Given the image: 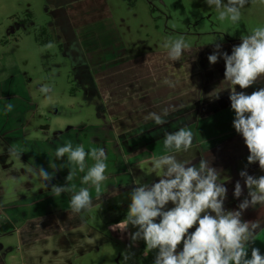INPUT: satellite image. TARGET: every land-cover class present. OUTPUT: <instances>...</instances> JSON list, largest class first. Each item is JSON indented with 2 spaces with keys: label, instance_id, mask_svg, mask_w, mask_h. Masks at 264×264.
I'll list each match as a JSON object with an SVG mask.
<instances>
[{
  "label": "rangeland",
  "instance_id": "obj_1",
  "mask_svg": "<svg viewBox=\"0 0 264 264\" xmlns=\"http://www.w3.org/2000/svg\"><path fill=\"white\" fill-rule=\"evenodd\" d=\"M159 1L149 3L147 0H134L130 4L126 0H111L112 20L107 24L110 28L109 34L111 36L119 32L129 56L140 54L146 56L149 53L167 54V50L163 47L164 42L181 36L190 45L183 56L192 54V57H196L204 49L215 51L212 47L221 42L225 46L223 49L220 48V52L223 53L239 45L241 35L250 34L256 27H264V0L250 2V11H247L245 7L241 9L242 15L238 24L219 21L215 7H209L202 0ZM49 4V0H0V132L13 138V141L20 140L24 147L22 140L43 141L42 150L38 149L40 146L37 147L39 154L46 152L45 142L47 148H51L48 152L53 155L58 146L71 141L74 147L83 144L86 151L89 147H96L103 148L109 157L115 153L117 157L114 159L121 163L124 160V154L128 153V139L129 149L135 150L134 155L129 158L130 168H134L135 173L139 171L141 174V176H135V181L147 184L158 182L159 177L152 173L151 159L153 156L165 153L162 140L147 139V134L153 136V130L155 131L152 121L148 118L149 113L154 111H149L145 106H137L135 109L125 108L123 114L116 112L117 116L124 115V117L115 119L116 121L111 124L108 113L100 110L105 107L101 94L87 93L85 88L90 90L91 85L88 82H84V86L80 85V81L75 78L72 60L61 53L57 43L51 42L53 47L49 48L47 47L49 43L42 42L46 39L39 37L41 28H46V24L51 20V12H48ZM163 4L165 6H161ZM30 17H32V23L29 20ZM18 19L25 20L27 25H23V28L15 26ZM138 57L131 60H136ZM117 59L120 60L121 57ZM131 69L133 68L128 67L127 70L131 71ZM224 72L225 62L208 65L194 64L190 68L187 66L181 71V76L171 74L175 76V79L170 76V73L169 77L164 79L156 78V76L148 77V74L144 73V78L133 80V76L129 73L123 75V73L115 72L113 84L124 92L120 93L121 96L114 95L110 100L113 104L129 102L150 94L151 99L154 96L157 97L156 102L161 110L167 108L169 114L172 109L169 104L174 102L172 100L181 106L197 99L196 94L202 81L201 88L204 89L203 93L206 95L230 89L231 85L224 81ZM164 73L166 71L162 70L158 77ZM165 79L173 82L174 87L165 84ZM206 79L210 81L206 82ZM43 85H48L52 89L47 96L39 91ZM254 86L257 90L264 87V78H261ZM170 88L177 92L173 94L163 92ZM236 88L240 89L239 86ZM249 89L242 90L248 92ZM9 93L20 95L13 101L4 100L3 96L6 95L7 98ZM135 102L133 101L137 104ZM9 103L14 106L13 110L5 114V105ZM234 117L233 110L231 113L226 110L207 118L204 124L200 123L201 126L211 125L215 121L223 123L207 130L202 127L200 129V125L197 126L198 129L191 128L194 136L198 137L194 139L193 147L188 152L176 153L179 160L196 165L199 164L202 154L211 160L212 166L220 171L221 180L227 188L226 205L229 204L230 198L240 203L247 196L244 179L239 175L241 170H247L248 174L254 177L264 175V170L260 169L258 162L248 164L249 151L244 139L235 131L233 123L230 124L227 121L229 118L234 120ZM110 124L112 130L117 131L115 135L119 142L120 152L114 149L112 151L110 142L103 139L101 128ZM143 124L150 126L148 127L150 132H137L143 128ZM139 137L147 140L142 141ZM6 142L9 143V139ZM133 142H135L134 146H132ZM8 145L11 146L10 143ZM136 145L141 146L136 148ZM6 149L8 146L0 143V197H3L0 203V222L2 223L5 222L7 214L14 211V209L5 210V205L14 203L23 196H30L29 184L34 187L35 192L40 189L39 182L24 172L28 169V162L23 158L10 157L11 161L8 165L4 164L8 160V158L5 159L8 155L5 154ZM47 157L48 155L45 156L46 159ZM48 159L50 164H56L57 169L60 170V165L66 162V157L63 160H57L56 163L50 156ZM92 163L88 160L89 165ZM112 165L108 167L112 168ZM123 179L124 183H133L131 177ZM237 181L243 188L245 194L243 199L242 196L234 197ZM132 190L115 198L112 204L118 206L126 204L129 207ZM17 209L20 211V207ZM100 211H102L101 208L94 209L87 213L85 218L89 224L92 223L105 229L102 228L97 216ZM15 214L20 217V213ZM256 216L258 212L253 217L251 216L249 221ZM44 227H46V222L42 219L29 222L20 220L17 224L18 232H0V245L2 246L0 254L6 255L8 264H21L23 257L32 264H123L122 253L129 250L134 253L129 264H154L155 250L149 252L146 257H142L146 248L143 240L136 242L138 246L135 244L129 248L132 245L131 240L129 244H126L123 241L112 239L111 233H107L110 238L109 242L106 241L95 249H91V252L83 256L81 253L77 256L75 252L68 250H61L54 256H48L47 254H52L48 249L51 247L56 249V246L61 247L66 244L62 240H46L42 233ZM257 238V248L264 250V232H260ZM28 241L34 242L32 246L35 248L30 251L24 249L29 248L26 246ZM94 245L95 242L90 246ZM178 248L182 249V243ZM12 256L15 257L12 258Z\"/></svg>",
  "mask_w": 264,
  "mask_h": 264
},
{
  "label": "clouds",
  "instance_id": "obj_2",
  "mask_svg": "<svg viewBox=\"0 0 264 264\" xmlns=\"http://www.w3.org/2000/svg\"><path fill=\"white\" fill-rule=\"evenodd\" d=\"M205 2L209 7H215L219 21L238 24L241 9L250 0ZM240 39L241 43L233 46L230 55L220 52L221 45L216 43L208 61L216 64L222 56L225 62L224 81L231 85L229 99L235 113L233 127L242 135L249 151L248 164L258 162L260 169L264 170V87L250 95L236 90V86L247 89L264 78V27H256L250 34L241 35ZM47 47L51 48L53 44L49 43ZM163 47L169 60L176 62L182 59L190 45L181 36L166 40ZM164 83L174 87L170 80L165 79ZM39 91L47 96L52 89L43 85ZM215 98H219L218 94ZM13 107L11 103L6 104L5 114L11 112ZM167 116V109L162 113H149L148 116L164 133L165 154L151 159L152 173L159 177V181L152 184L135 181L137 186L130 193L126 218L119 223L122 231H127L129 225L136 229L129 233L132 242L129 248L143 240L146 244L145 256L156 251L154 264H264L260 249L252 247L258 234L264 232V175L254 177L247 170H241L239 175L244 179L247 196L236 210H226L227 188L221 180L220 171L203 154L198 165L177 158L176 153L188 152L193 147L194 133L186 125L168 132L163 128L169 122ZM7 153L19 159L23 149L13 144L8 147ZM55 157L56 160L66 157V162L60 168L67 167L69 172L65 185H51V194L56 198L62 193L71 194L69 208L72 214L91 212V189L99 197L103 183L108 180L106 151L96 147H89L86 151L83 144L74 147L69 141L56 148ZM88 160L93 163L89 165ZM50 167L53 172L33 165L27 169V173L39 182L40 188L47 189L57 170L55 164H50ZM79 173L84 175L78 187L73 181ZM242 195L243 188L237 181L234 197L240 198ZM170 202L173 207L167 208ZM249 208L258 210L256 220L242 219ZM194 226L195 230L189 232ZM181 243L182 250L178 251ZM122 256L123 264H129L134 253L126 250Z\"/></svg>",
  "mask_w": 264,
  "mask_h": 264
},
{
  "label": "crops",
  "instance_id": "obj_3",
  "mask_svg": "<svg viewBox=\"0 0 264 264\" xmlns=\"http://www.w3.org/2000/svg\"><path fill=\"white\" fill-rule=\"evenodd\" d=\"M54 1L55 0H49L50 4L48 6V11L51 13L55 11L59 12L61 10H64L66 13V16L71 15V14L73 15L78 14L77 17L79 19V16L82 17L87 14L86 10L90 6L96 9L101 4V7L99 8L101 10H104L103 14L109 15L108 17H110L111 15V7H110L111 0H68V1L63 0L64 3H62L61 6H55ZM91 1L93 2L92 4L89 3ZM147 1L149 3L160 2L159 0H147ZM202 1H205V0H202ZM255 1H263V0H250V2H255ZM161 6H165V4ZM250 7H251L250 4H247L245 6L247 11H250L249 9ZM161 11L164 12L163 10ZM108 17L106 16L105 18H108ZM51 29L57 33L59 32L58 27L55 24L51 25ZM189 35H192V34L189 33ZM220 45H221V49L225 47L222 42L220 43ZM212 48H215V46H213ZM226 52L230 55L232 52V49H227ZM213 53H214V50L211 51L208 49H204V50H201L196 57H192V54H188L187 56H183L180 61H176V62L169 60L166 53H164V55L149 53L146 56H142V54H140V55H137L139 57L136 60H131L125 63L124 68L119 70L118 73L119 72L123 73V75L124 73H129L133 76V80L135 78H139V79L142 77L144 78V75H143L144 73L148 74V77L156 76V78H163V79L166 77H169V73H170V76H172L175 79V76L171 74H176V75L181 76V71L185 70L187 66L188 68H190L194 64L195 65L210 64L207 59H208V56ZM137 56H127V58L131 59ZM219 62H222V63L224 62L222 56L218 59V62L216 64H218ZM140 66H143V67H140ZM128 67L129 68L132 67L133 69H131V71L127 70ZM162 70L166 71V73L158 77L159 73ZM141 71H142V74H141ZM114 81L115 79H113V82ZM99 85L102 89L103 100L106 104H108V106L110 104L112 105L111 103L112 100H110L111 97H113L114 95L121 96L120 93L124 92L121 89H119L115 84L114 85L112 84L110 85V87H108L107 85L102 84V82H100ZM19 95L16 93L14 94L9 93L7 98H6V95H4L3 99L13 101V99H18ZM124 95L126 96V93ZM124 102H119V103H124ZM117 112H121V114H123L122 112H125V111H120L118 109ZM114 114H116V112H114ZM117 115L118 114L116 115L108 114L109 118L111 119V124H113V122L116 121L115 119L124 117V115H122L121 117ZM111 124L102 126L103 128H101V132L103 134V139H106L110 142L112 151L114 149L115 151L118 150L120 152V148L118 144L119 142L117 141L118 139L116 138V135H115L117 134V131L112 130ZM45 127L46 129H49L48 126H45ZM8 139L11 145L15 144L23 149V154L21 155V158H23L26 162H28L27 163L28 168L32 167L33 165H37V166H43L49 172L54 171L50 167L48 158L50 156L54 160V163H56L57 160L54 157L55 154L52 155L48 152V150H50L51 148L49 147L47 148L46 142L44 145L46 152H43V153L41 152L39 154L37 147L40 146L38 149L42 150L43 141L27 142L25 140H22L25 144V147H24V145L23 146L21 145L22 142L20 140L17 139L16 141H13V138H9L0 132V143L2 145L6 144L9 147L8 145L9 143L6 142V140ZM105 142L108 143L107 141ZM130 152L124 154L125 156H124V160H122V163L114 159L115 157H117V154L113 153L110 157L108 156V159L106 161L108 166L112 165V163H115V161L116 163L115 165H112V168H109V167L107 168L106 175L108 176V180L105 181L102 185L101 195L97 197L95 190L91 189V195L93 198V208L91 212L94 209H98V208L102 209V211H100V213H98L97 216H98V219L100 220V223L103 226L102 228H105V229H101L97 227L96 225H93L92 223L89 224V222L85 218L86 214L89 212H85L79 215L71 213L70 208H69V200H70L71 194L62 193L61 196L58 198L54 197L51 194V185H61V186L65 185L66 183L65 177L68 175V172H69L68 168L66 169L64 168L61 170L60 169L55 170L54 178L49 184V187L47 189L40 188L38 192H35V189H33L34 187H32V185L29 184L30 186L29 192H31L30 196H27V195L23 196L18 201L5 205V208H6L5 210L11 209L12 211V209H14V211L7 214L5 222H10L11 224L13 223L16 228L20 220L29 222V221L42 219V221L46 222V227H44V232L42 231L46 240H54V241L62 240L66 244V245L63 244L61 247L56 246V249H52V247L48 249L49 252L52 253V254H47L48 256L49 255L54 256L56 255L57 252L61 250H68V251L70 250V251L75 252L77 256H79V253H81L83 256L87 252H89L91 249H95L99 245L104 244L106 241L109 242L110 238L108 237L107 233H111L112 239L120 240V241L125 242L126 244H129V241H130L129 233L134 232L135 229L131 225H129L127 231H122L121 229H119L120 227L119 223L125 219L124 217L126 216V211L128 209V206L126 204H122L121 206L113 205L112 201L115 198H118L119 196H121L122 194L128 193L133 188H135L137 186L135 183V176L136 177L141 176L139 171L135 173L134 168H130L129 158L134 155L133 154L134 150H131ZM5 154H8L7 149H6ZM47 155L48 157L46 159L45 156ZM10 157L11 156L7 155L5 158V159L8 158V160L4 162L6 166L8 165V162L11 161ZM44 158L46 159V161H44L45 160ZM24 172L28 176H30L27 173V170ZM83 175L84 173H79L77 177L75 178V180L73 181V183H76L78 187L81 186L80 181ZM129 177H131V180L133 181V183L131 184L124 183L123 178L128 179ZM39 187H41L40 184H39ZM85 187L87 186L85 185ZM244 197H245V194L243 192V195L241 198L243 199ZM2 198L3 197H0V200ZM226 199H228V197H226ZM233 199L230 198L228 200L229 202L228 205H226V200H225L224 207L226 210H236L237 209L239 202L234 201L235 199L234 200ZM0 203H2V200L0 201ZM17 207H20V211L17 209ZM171 207H173V205L170 202L167 205V208H171ZM257 211L258 210L256 209L249 208L243 213L242 217L243 218L247 217L249 219L251 218V216L253 217L254 215H256ZM15 213H20V217H17ZM114 227L116 228L114 229ZM195 227L196 226L190 229L189 232L194 231ZM71 236L73 237L71 238ZM71 240H73L74 242ZM68 241L72 242L70 243V246H68L69 244ZM256 241L252 245V247L257 248ZM93 242H95V245L92 247L90 245ZM136 244L137 246L139 245L138 243ZM86 245H89V246L87 247ZM33 248L35 247L32 246L30 250ZM180 250L182 249L178 248V251ZM260 252L262 255H264V250L260 249ZM142 255H143L142 257H146L144 252ZM250 256H251V249H249V258Z\"/></svg>",
  "mask_w": 264,
  "mask_h": 264
},
{
  "label": "flooded vegetation",
  "instance_id": "obj_4",
  "mask_svg": "<svg viewBox=\"0 0 264 264\" xmlns=\"http://www.w3.org/2000/svg\"><path fill=\"white\" fill-rule=\"evenodd\" d=\"M68 1V0H66ZM128 2V0H126ZM64 3L63 0H55V6H61ZM89 3H93L92 1ZM129 3V2H128ZM101 4L95 9L90 6L86 11V15L80 17L78 19L77 15H68L64 10L55 11L50 14L51 20L49 23L46 24V28H41L39 37L46 40H51V42L57 43L59 46V50H61L62 54H65L73 63V71L75 73V78L80 81V85L84 86L85 83H89L91 85V89L85 88L87 93L91 95H95L97 93L101 94L102 100V89L99 85L100 82L102 84L110 85L113 84L114 73L118 72L119 70L124 68V64L131 61V59L127 58L128 51L126 50L125 44L121 40L119 32L110 36L109 31L110 28L108 27V22H110L111 15L103 14L104 10H101ZM99 8V9H98ZM68 11V10H67ZM49 12V11H48ZM108 18H105V17ZM30 22L32 23V17H30ZM25 20L18 19L15 22V26L24 27L23 25H27ZM55 24L58 27V33L51 29V25ZM118 31V29H117ZM115 37V38H114ZM63 39V40H62ZM42 42L46 43L45 40ZM116 47V48H115ZM121 57L120 60L117 58ZM134 58V57H133ZM113 77V78H112ZM115 79V78H114ZM210 80L206 79V82ZM199 91H197V99L191 100L188 104L185 105H177L174 102L169 104L172 109L169 111L167 116L168 123L163 126L168 132L175 131L177 128L182 126H188L192 129H198L197 126L204 124L205 120L209 117H213L216 114H219L221 111H229L231 113V106H230V91L231 89H224L218 91L219 98L216 99L215 95H206L203 93L204 89L201 88L203 85V81L200 83ZM114 85V84H113ZM254 87V88H253ZM250 89L248 92L244 90L246 94H251L253 91L257 90V87L254 85L249 87ZM254 89V90H252ZM237 92L243 91L242 89L236 88ZM163 92H167L168 94H173L177 91H173V89H167ZM153 97V96H152ZM157 97L154 96L151 99L150 94H146L145 96H141L138 99L127 101L124 103L115 102L112 105L106 104L104 102V109H100L104 113L114 114L119 109L120 111H124L125 108L135 109L137 106H145L149 111L153 110L156 113H162L163 111L159 107L160 105L157 104ZM133 101H136L134 104ZM167 109V108H166ZM225 121V120H224ZM228 123L232 124L233 119L229 118ZM225 121V122H227ZM153 123V122H152ZM223 122L215 121L211 125H203L199 126L204 129H210L214 126L222 125ZM143 128H140L137 132H150L146 124H143ZM141 127V126H140ZM153 136L147 134V139L153 138L155 141H163L164 133L161 131L160 126H156L153 123ZM146 129V130H145ZM191 129V130H192ZM127 138V137H126ZM142 141H145L144 137H139ZM198 138L194 136V139ZM138 139V140H140ZM127 139V152H130V144L128 143ZM132 143V146H134ZM141 146V145H136ZM138 150V149H136ZM135 152V150H134ZM131 153V152H130ZM258 212V211H257ZM257 216L253 219L256 220ZM243 220H249L251 218H243ZM264 227V224H262ZM18 229L15 225L10 222H0V232L7 233V232H15ZM259 232V229L257 230ZM68 246L70 243L68 241ZM34 245V242H27L26 246L29 248H24L30 251V248ZM2 246L0 245V249ZM70 251V250H69ZM15 256H12V258ZM21 264H31L26 261V258L23 257L21 259ZM0 264H8L6 260L5 254H0ZM11 264V263H10Z\"/></svg>",
  "mask_w": 264,
  "mask_h": 264
},
{
  "label": "trees",
  "instance_id": "obj_5",
  "mask_svg": "<svg viewBox=\"0 0 264 264\" xmlns=\"http://www.w3.org/2000/svg\"><path fill=\"white\" fill-rule=\"evenodd\" d=\"M128 2H129L130 4H132V2H134V0H128ZM50 41H51V40H45L46 43H50Z\"/></svg>",
  "mask_w": 264,
  "mask_h": 264
}]
</instances>
